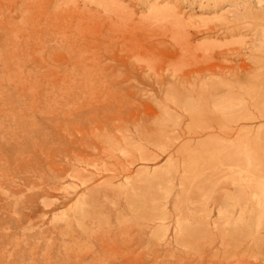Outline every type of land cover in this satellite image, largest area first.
Segmentation results:
<instances>
[{
  "label": "rangeland",
  "instance_id": "1",
  "mask_svg": "<svg viewBox=\"0 0 264 264\" xmlns=\"http://www.w3.org/2000/svg\"><path fill=\"white\" fill-rule=\"evenodd\" d=\"M256 5L0 0V264H264L236 203L264 172Z\"/></svg>",
  "mask_w": 264,
  "mask_h": 264
},
{
  "label": "bare ground",
  "instance_id": "2",
  "mask_svg": "<svg viewBox=\"0 0 264 264\" xmlns=\"http://www.w3.org/2000/svg\"><path fill=\"white\" fill-rule=\"evenodd\" d=\"M246 11L249 16H252V18L264 21V6L256 5L246 9ZM251 83H254L256 86L252 89H249V96H251V98L253 99L254 105L256 107H260L264 111V80L257 79L255 81L254 80L251 81ZM233 99L225 98L224 102L217 103L216 106L220 107L219 110H221V114L223 112L227 116L238 115L241 118V120L245 121L247 117L245 113L247 112L248 109L247 105H245L246 103L244 102L245 103L244 104L241 100L240 102L238 101L236 102V99L235 100ZM234 113H236V115ZM241 133H239L240 135L238 136V139L240 142L242 141L243 143L245 133L244 132H243L244 134ZM252 146H254L253 151H255L258 148V146H256L255 143H253ZM252 146H249V149ZM262 148H264V145L262 146ZM240 150L238 149V153L239 152L241 153ZM240 153L239 155H241ZM253 156L255 157V153L253 154ZM243 163L245 164V162L243 161L240 164ZM241 171L242 172L237 175V181H236V203L238 204L237 209L240 210L239 212L240 214L238 217V224L239 226L247 227L251 231L252 229L255 231H259L263 226V219H264V172L259 170L258 165H254V172H253L254 174L251 171L252 174L251 176L249 171L245 173H243L244 171L243 169ZM246 179L247 182L245 183ZM250 211H251V214L249 215L250 219H248L250 221L247 222L246 216Z\"/></svg>",
  "mask_w": 264,
  "mask_h": 264
}]
</instances>
